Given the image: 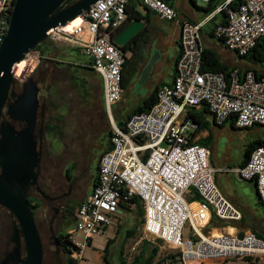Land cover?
Listing matches in <instances>:
<instances>
[{
	"label": "built area",
	"instance_id": "built-area-1",
	"mask_svg": "<svg viewBox=\"0 0 264 264\" xmlns=\"http://www.w3.org/2000/svg\"><path fill=\"white\" fill-rule=\"evenodd\" d=\"M207 7L210 0H197ZM16 0H0V46L7 35ZM140 3L165 22L174 23L179 14L164 0H100L84 15V23L71 31L59 27L50 40L75 38L103 83L106 111L123 97L122 71L126 54L113 43L112 30L126 20V8ZM226 15L213 36L239 57L246 56L264 40V0H222L215 9ZM202 22L184 21L180 26V58L173 82L160 88L158 102L150 111L133 115L126 129L112 127V150L99 163L98 182L80 203L74 228L68 233L72 259H83L92 240L109 228L138 198L144 209L146 239L158 248L154 264H225L230 259L264 256V239L253 231L243 235H208L203 232L212 214L240 221L242 213L221 193L214 181L211 151L191 143L197 126L184 120L189 109L206 106L217 125L233 121L236 128L264 127V79L252 70L242 75L233 70L229 79L221 72H203ZM40 53L33 51L27 62L37 67ZM17 70V69H16ZM16 79L18 76L16 75ZM241 181H255L264 203V145L255 147L247 163L235 170ZM194 192L195 203L186 194ZM190 226L193 236H185ZM82 236L84 242L77 240ZM158 256V258H159ZM157 259V257H156Z\"/></svg>",
	"mask_w": 264,
	"mask_h": 264
},
{
	"label": "rangeland",
	"instance_id": "rangeland-1",
	"mask_svg": "<svg viewBox=\"0 0 264 264\" xmlns=\"http://www.w3.org/2000/svg\"><path fill=\"white\" fill-rule=\"evenodd\" d=\"M53 41H55V45H52L50 53L44 60H41L40 56L37 63V66L41 65L42 69H47V76L41 83L45 85L43 94L47 99L45 125L54 128L53 131L46 129L44 132V168L51 180L61 188L65 183L64 171L70 166L73 155H79L82 160L91 156V169H88L79 183L72 203L75 208V215L78 206L92 189L97 175L96 163L100 160L101 153L106 149L109 141L108 134L112 131L113 124H116L114 116H117L115 111L117 107H113V118L111 119L108 110H105L103 90L101 89L103 83L99 79L100 76L80 68L81 65L86 66L88 57L74 52L78 46L74 42L76 41L75 38L60 36ZM59 49L61 50L60 53ZM172 51L173 47L170 48L169 56H172ZM156 52H159L160 55L158 63L163 55V51L158 48V40L153 43L152 56H155ZM21 63H23V68L16 79L17 85H21L24 82H22L23 78L27 75H31L34 66L27 60ZM247 67L245 65V69ZM15 72L17 73V70ZM148 92L149 87L145 83L132 82L119 105L121 115L125 117L131 109L138 106L141 98L146 97ZM41 99L44 100L43 97ZM223 142L231 147L235 145V152H238L240 146H244V142L238 137L230 139L226 136ZM247 204L252 211L259 209L253 199H248ZM260 211L257 212L258 217H263V213ZM119 226H122L120 234H118ZM133 229L137 230L136 234L128 237V231ZM249 231L253 230L250 229ZM190 234L192 231L187 225L185 236ZM144 239L146 237L143 225L140 223L139 212L136 207H133L131 211H126L121 218L115 220L100 235L94 237L92 244L86 248L83 259L78 264H102V258L100 262L98 255L100 252L102 254L110 240H115L111 246L110 264H122V256L127 264H131L134 257L140 252ZM77 240L84 242L82 236H77ZM158 256L154 262L160 259ZM259 257L264 256L254 258ZM226 264H264V262L252 263L249 260L230 259Z\"/></svg>",
	"mask_w": 264,
	"mask_h": 264
},
{
	"label": "water",
	"instance_id": "water-1",
	"mask_svg": "<svg viewBox=\"0 0 264 264\" xmlns=\"http://www.w3.org/2000/svg\"><path fill=\"white\" fill-rule=\"evenodd\" d=\"M66 1L16 0L7 35L0 46V205L12 211L20 222L27 246L25 264H42L43 258L41 238L28 199L40 174L44 124L41 122L38 129V119L44 118L45 106L32 77L22 84V93L15 96V71L19 63L49 39L53 30L86 15L100 0H79L60 9ZM144 28V22L135 18L112 41L123 50ZM159 58V52L155 56L149 53L140 84L149 79ZM10 98L16 100L7 104ZM4 110L10 121L23 126L17 129L10 121H1Z\"/></svg>",
	"mask_w": 264,
	"mask_h": 264
},
{
	"label": "crops",
	"instance_id": "crops-1",
	"mask_svg": "<svg viewBox=\"0 0 264 264\" xmlns=\"http://www.w3.org/2000/svg\"><path fill=\"white\" fill-rule=\"evenodd\" d=\"M221 1L222 0H216V5L218 6ZM169 2L174 5L179 14L178 20L174 23L162 21L155 13L148 11L146 7L140 3H133L129 6V13H137L139 17L136 18L141 19L145 26L148 25L150 28L151 42L147 50V58L149 53L153 52V43L157 40L158 48L163 51L162 58L156 63L151 76L145 82L149 87L148 95L158 88L170 85L174 80L176 59L180 54L181 24L184 21L202 22L208 14H212L213 17L202 27L205 50H210L216 53L219 61L222 64L227 65L230 70H245V61L236 54L228 51L223 43L213 36L215 28L226 22V15L224 13H217L215 10L206 12L207 7L199 4L197 0H169ZM172 47V56H169L170 48ZM60 52L61 50L59 49V53ZM124 96L125 92H123V98ZM122 100L115 105V107H117L115 111L119 118V122L126 119V116L124 117L121 115L119 108ZM131 110L129 112H131ZM193 115H197L200 122V128L197 130L199 127L197 126L193 131V143L204 146L211 151L210 162L214 171V181L223 196L239 209L243 215L242 219L236 222L222 220L212 214L209 222L203 228V232L208 235H243L251 229L264 239V204L259 198L256 182L241 181L235 174V170L244 166L247 162V150L250 149L254 143L264 141V127H254L248 130H241L236 128L230 120L224 125H217L213 115L209 112L206 106L189 109L187 113L184 114L183 119L192 121L191 116ZM226 136L230 139H235L236 137L241 138L244 142V146H240L238 152H235V145H232L231 147L223 142V139L225 140ZM203 143H206V145H203ZM91 191L88 194H90ZM186 199L192 204L198 200L194 192L187 193ZM248 199L254 200L255 205L259 208L257 211L251 210L247 204ZM258 211L263 213V217H258ZM260 233H262L263 236ZM191 236H193V232L187 237ZM101 255L100 252L98 255L100 262ZM249 261L252 263L264 262V257L250 258Z\"/></svg>",
	"mask_w": 264,
	"mask_h": 264
},
{
	"label": "flooded vegetation",
	"instance_id": "flooded-vegetation-1",
	"mask_svg": "<svg viewBox=\"0 0 264 264\" xmlns=\"http://www.w3.org/2000/svg\"><path fill=\"white\" fill-rule=\"evenodd\" d=\"M46 76L47 69H42L40 65L31 71V75H27L22 80V82L24 81L22 84H24L32 77L40 88L39 97L42 104L45 106V115L43 119L39 117L38 129H41V122H43L44 132L46 130L45 117L47 114V99L43 94L45 85L41 83ZM22 84L15 85V96L22 93ZM101 89L103 90V84L101 85ZM42 97L44 100L41 99ZM15 100L16 98H10L7 104H11ZM104 106L106 110L105 102ZM1 121H10L5 110ZM10 123L17 129L23 126V124L16 121H10ZM43 142L39 179L37 184L30 189L28 203L33 212L41 238L43 247L42 264H66L67 256L71 257L72 254V246L70 248L71 253L68 254L67 248L69 249V247L63 238L65 235L66 219L68 218V212L73 207L72 203L76 191L78 190L79 183L82 181L88 169H91V156L82 160L79 158V155H73L70 166L64 171L65 183L60 188V186L54 183L46 174L47 171L44 168ZM42 209H44V211L40 216V211ZM69 232L70 231H68V233ZM26 260L27 246L20 222L12 211L0 205V264H25Z\"/></svg>",
	"mask_w": 264,
	"mask_h": 264
},
{
	"label": "trees",
	"instance_id": "trees-1",
	"mask_svg": "<svg viewBox=\"0 0 264 264\" xmlns=\"http://www.w3.org/2000/svg\"><path fill=\"white\" fill-rule=\"evenodd\" d=\"M79 0H67L60 9H63L69 5H72L73 3L77 2ZM166 3H168L170 6L174 7L173 4H170L169 0H164ZM216 0H210L209 4L207 6L206 12H211L217 8V5L215 3ZM131 5V4H130ZM126 8V13L128 15L127 20L118 28L115 30L110 31L111 32V37L114 39L116 35H118L121 31H123L129 23L135 19L136 17H139L137 13H129V6ZM148 11H150L148 8H146ZM151 12V11H150ZM55 41H52L48 39L47 41L43 42L40 46L36 48L35 51H38L41 56V60H44L47 57V54L50 53V50L52 49V45H55ZM151 42V31L150 28L145 26V28L136 36L134 37L123 49V52L126 54V63L124 65L123 71H122V88L123 92H127V89L131 86L132 82H139L141 74L145 68V65L147 63V50L149 47V44ZM74 52H77L78 54L80 53L81 55H84L82 49L80 47H76L74 49ZM181 54V52H180ZM180 54L176 59V62L180 58ZM243 61H245V65L248 66L244 71L239 70V74L242 75L246 70H252L257 79H264V40L260 41L257 46L250 51L246 56L240 57ZM83 70H87L88 72H92L94 75L97 73L92 69L91 67V61L88 59V62H86V66L81 65L80 67ZM259 68L263 69L260 70ZM233 70H230L229 67L225 64H222L219 61V58L216 53L210 50H205L204 51V57H203V72H221L225 74L227 79L230 78L231 73ZM98 75V74H97ZM101 80V78H99ZM102 83V80H101ZM146 84V83H145ZM160 88L155 90L154 92H151L149 95H147L144 98H141L140 104L136 106L131 112L126 114V119L124 121L119 122L118 116H114L116 120V125L121 128V129H126V125L128 120L135 114L138 113H144L148 112L151 110V108L158 102V94H159ZM123 99V97H122ZM191 120L196 126H199L197 130L200 128V122L199 118L197 115L191 116ZM233 123V121H232ZM234 124V123H233ZM46 129L48 131H53L54 128L52 126H46ZM196 130V131H197ZM193 135V133H192ZM192 135H191V143H193L192 140ZM111 137H112V131L109 132L108 134V144L106 146V149L101 153L99 159L101 160L102 156L112 150V143H111ZM203 145H206V143H203ZM264 145V141L254 143L250 149L247 150L246 152V157L247 161L249 159L250 153L252 150L255 149L257 146ZM100 160L97 161L96 163V169H97V175L95 177V180L93 182V187L97 184L98 182V171H99V163ZM247 163V162H246ZM245 163V164H246ZM261 200V199H260ZM132 202L136 204V209L139 212L140 216V223L143 225L144 223V209L142 203L139 201L138 198L132 199ZM263 203V202H262ZM264 204V203H263ZM74 211L75 208L72 207L70 211L68 212V218L66 219V225H65V235L63 238L65 239L69 249L67 248L68 254L71 253V246L72 243L69 240L68 236V231H71L74 228ZM121 228L122 226L118 227V234L121 233ZM137 232L136 229L129 230L127 233L128 237H131L135 235ZM256 233L255 231H253ZM256 235L259 238H262L258 233ZM115 243V240H110L108 241L107 245L105 246L104 250L102 251V264H110L109 258L111 257V246ZM151 243L147 240H143V245L141 246V250L138 253L137 256L134 257V260L131 264H153L158 253V248L153 246L151 248ZM250 260V259H246ZM122 264H127L126 260L121 258ZM163 261H160L159 264H161ZM79 261H76L72 259L71 257L67 256V262L66 264H78Z\"/></svg>",
	"mask_w": 264,
	"mask_h": 264
},
{
	"label": "bare ground",
	"instance_id": "bare-ground-1",
	"mask_svg": "<svg viewBox=\"0 0 264 264\" xmlns=\"http://www.w3.org/2000/svg\"><path fill=\"white\" fill-rule=\"evenodd\" d=\"M84 22H85V18L83 16H80V17L76 18L74 21H72L71 23H69L68 26L65 27L64 29L66 31H71L74 26L78 25L79 23L81 24ZM17 68L18 69H17L16 75L19 76L21 71H22V68H23V63L17 65Z\"/></svg>",
	"mask_w": 264,
	"mask_h": 264
}]
</instances>
